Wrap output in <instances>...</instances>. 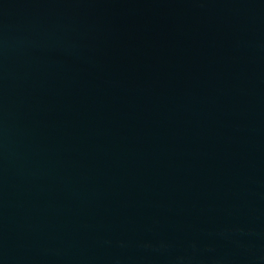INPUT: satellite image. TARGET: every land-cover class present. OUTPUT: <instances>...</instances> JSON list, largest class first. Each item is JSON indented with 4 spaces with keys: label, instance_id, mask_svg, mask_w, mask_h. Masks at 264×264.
<instances>
[{
    "label": "water",
    "instance_id": "water-1",
    "mask_svg": "<svg viewBox=\"0 0 264 264\" xmlns=\"http://www.w3.org/2000/svg\"><path fill=\"white\" fill-rule=\"evenodd\" d=\"M0 264H264V0H0Z\"/></svg>",
    "mask_w": 264,
    "mask_h": 264
}]
</instances>
